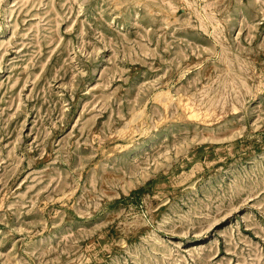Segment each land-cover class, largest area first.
I'll return each instance as SVG.
<instances>
[{"label":"rangeland","instance_id":"obj_1","mask_svg":"<svg viewBox=\"0 0 264 264\" xmlns=\"http://www.w3.org/2000/svg\"><path fill=\"white\" fill-rule=\"evenodd\" d=\"M0 264H264V0H0Z\"/></svg>","mask_w":264,"mask_h":264}]
</instances>
